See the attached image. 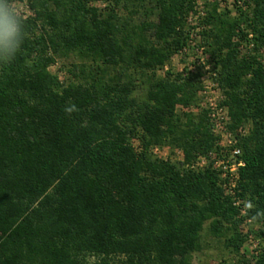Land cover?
Wrapping results in <instances>:
<instances>
[{
	"label": "trees",
	"instance_id": "16d2710c",
	"mask_svg": "<svg viewBox=\"0 0 264 264\" xmlns=\"http://www.w3.org/2000/svg\"><path fill=\"white\" fill-rule=\"evenodd\" d=\"M25 1L26 39L0 66V264H195L207 224L239 264H264V0H236L235 17L211 5L198 34L245 163L235 193L257 255L221 170L196 166L221 155L208 112L179 111L201 101L200 75L171 67L199 0ZM61 60L66 81L51 71Z\"/></svg>",
	"mask_w": 264,
	"mask_h": 264
},
{
	"label": "built area",
	"instance_id": "2783aa9c",
	"mask_svg": "<svg viewBox=\"0 0 264 264\" xmlns=\"http://www.w3.org/2000/svg\"><path fill=\"white\" fill-rule=\"evenodd\" d=\"M238 5L239 7H243L241 2H238ZM30 13L32 14L31 11ZM205 14L206 9L198 1L197 14L193 15L189 19L190 25L195 27V29L192 30V40L189 46L185 48L179 55L192 60L193 63L191 66V72L193 74L200 75L202 91L200 92L201 101L199 103V110L200 112H208L209 114L213 133L219 139L221 155L210 153L209 156L200 158L196 163V166L203 168L210 163H214V166L221 170V179L223 180V189L225 194L233 198V205L239 209L240 216L245 218L242 228L244 231L246 230L245 234L247 235L248 242L252 245V251H254V253L257 255L260 249V240L249 232V228L253 222L250 218H246L248 215L249 205L247 202L239 199L235 193L237 182L239 180V169L244 167L245 163L240 158L242 152L238 147L236 134L231 132L229 129V108L225 105L223 91L215 81V71L210 65H208V60L204 55L205 49L201 47V38L198 35L202 28L200 26V20L205 16ZM260 55L264 59V50L260 53ZM169 69L170 67L167 66L164 70L159 72L160 75L161 72H164L165 74V72ZM248 131L249 128L246 129L243 127L240 129L239 133L241 135H246ZM160 150L161 148L158 147L154 149V153L158 156V152H160ZM168 159L169 158L165 160Z\"/></svg>",
	"mask_w": 264,
	"mask_h": 264
},
{
	"label": "rangeland",
	"instance_id": "374dc122",
	"mask_svg": "<svg viewBox=\"0 0 264 264\" xmlns=\"http://www.w3.org/2000/svg\"><path fill=\"white\" fill-rule=\"evenodd\" d=\"M199 2L203 5L206 11L208 7H211V5L216 4L218 5V9L220 10V12L229 11L232 17H235L238 12L236 7V0H199ZM17 6L22 11L24 17L32 15L27 7L28 4L26 1L23 3H17ZM69 63L70 62L68 61H59L58 64L51 69L52 73H59L60 79L62 81H66L67 78L71 77L67 72ZM192 63V60H190L189 58H186L182 55H177L172 59L171 67L175 69V71H187L192 73ZM161 75H164V72H161ZM181 110L191 111L194 113L200 112L199 106L193 108L179 107V111ZM245 128L248 129L249 127L246 126ZM134 144L137 148L139 147L137 142H135ZM158 157H162L164 159L169 158L174 161H180L184 159V154L181 150L173 151L169 148H161L160 152H158ZM252 230V228H249V231L252 232ZM245 232L246 230L244 231L243 229L244 235H246ZM245 247L249 250H252V245L248 242V239L246 240ZM243 253L245 254L244 251ZM221 262L225 264H239V258L232 254L231 251L226 248V245L223 240L216 239L210 234L209 224H207L203 233V250L202 252L195 255V264H218Z\"/></svg>",
	"mask_w": 264,
	"mask_h": 264
},
{
	"label": "clouds",
	"instance_id": "9594fccd",
	"mask_svg": "<svg viewBox=\"0 0 264 264\" xmlns=\"http://www.w3.org/2000/svg\"><path fill=\"white\" fill-rule=\"evenodd\" d=\"M25 25L15 0H0V66L12 63L20 52L27 35ZM259 217H264V212L257 213L254 219Z\"/></svg>",
	"mask_w": 264,
	"mask_h": 264
}]
</instances>
